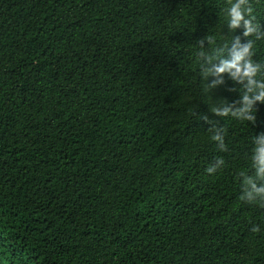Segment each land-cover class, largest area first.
Wrapping results in <instances>:
<instances>
[{"label":"trees","instance_id":"trees-1","mask_svg":"<svg viewBox=\"0 0 264 264\" xmlns=\"http://www.w3.org/2000/svg\"><path fill=\"white\" fill-rule=\"evenodd\" d=\"M261 93L264 0H0V264H264Z\"/></svg>","mask_w":264,"mask_h":264},{"label":"clouds","instance_id":"clouds-1","mask_svg":"<svg viewBox=\"0 0 264 264\" xmlns=\"http://www.w3.org/2000/svg\"><path fill=\"white\" fill-rule=\"evenodd\" d=\"M231 24L233 27L237 26L240 22L241 19H243V15L241 13V10L239 8V5H233L232 9H231ZM252 32V28L248 27V30L245 32V35H249ZM248 52V47L246 46L242 51L237 52L235 54V58L232 61H225L223 66L218 68L217 71H224L225 69H231V68H236L237 71H241V65H240V61L243 59V57L245 56V54H247ZM255 69L251 68L250 64L246 67L245 69V74L247 75L249 72H254ZM257 99H264V93H261V95L259 97H257ZM264 143V142H262ZM260 153H261V159L262 162H264V146H262L259 149ZM262 172H264V169L261 170ZM259 191L264 192V189H260ZM253 231H259L258 227H254Z\"/></svg>","mask_w":264,"mask_h":264}]
</instances>
